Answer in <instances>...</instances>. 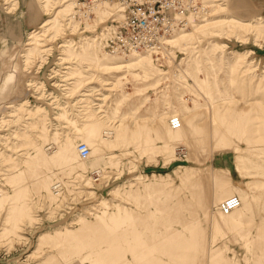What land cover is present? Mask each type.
Listing matches in <instances>:
<instances>
[{
    "label": "rangeland",
    "instance_id": "obj_1",
    "mask_svg": "<svg viewBox=\"0 0 264 264\" xmlns=\"http://www.w3.org/2000/svg\"><path fill=\"white\" fill-rule=\"evenodd\" d=\"M198 3L134 57L117 0H0V264H264V0Z\"/></svg>",
    "mask_w": 264,
    "mask_h": 264
},
{
    "label": "built area",
    "instance_id": "obj_2",
    "mask_svg": "<svg viewBox=\"0 0 264 264\" xmlns=\"http://www.w3.org/2000/svg\"><path fill=\"white\" fill-rule=\"evenodd\" d=\"M198 2L199 0H117L124 15L121 19H115L113 16L110 21H106V25L103 26L105 34L100 40L111 51L130 53L135 49H141L158 54L163 48L164 37L187 24L184 15L187 11H198L200 8ZM179 124L178 116H173L172 127L176 128ZM77 149L83 158L89 157L91 147L86 141L80 140ZM99 171L92 170L93 174L97 173L95 180L99 179ZM65 185L63 179H56L52 186L60 196ZM2 193L3 188L0 184V195ZM239 203V197L233 195L224 199L220 207L228 212Z\"/></svg>",
    "mask_w": 264,
    "mask_h": 264
},
{
    "label": "bare ground",
    "instance_id": "obj_3",
    "mask_svg": "<svg viewBox=\"0 0 264 264\" xmlns=\"http://www.w3.org/2000/svg\"><path fill=\"white\" fill-rule=\"evenodd\" d=\"M76 3V2H75ZM74 3V4H75ZM110 14L111 15H113V16H115V19H121L122 18V15H124V13H121V8H120V5H118V12L117 11H115V12H110ZM106 23V22H105ZM103 24V26L104 25H106V24ZM188 23L189 22H187V24L186 25H188ZM102 29H103V27H102ZM184 28H178L174 33H172V34H170V35H167L166 37H164V39L162 40L163 41V48H162V52H163V49L167 46L166 44H171V42H173L175 39H177L180 35H183L184 33H182V30H183ZM97 30V29H96ZM96 32V31H95ZM179 32V33H178ZM179 34L178 36H177V38L175 37L174 38V35L175 34ZM98 34V33H97ZM104 34H105V32L102 30V31H100L99 32V34L98 35H96L95 36V38H96V40H97V36L99 37V38H103L104 37ZM101 41V40H100ZM172 45V44H171ZM105 46V45H104ZM109 51H111L110 49H108ZM133 50V49H132ZM160 51V52H161ZM111 52H113V53H116V54H119V55H123V56H130V55H134V57H141L142 56V54H146V55H148V56H150V54L151 53H149V51H142L141 49H135V50H133V51H131L130 53L129 52H127V53H121V52H118V51H111ZM157 55H159V54H157ZM173 116H175V115H172L171 117H170V120H169V125H170V128L172 129V130H180L181 128H182V126H183V120H182V118L180 117V116H178V118H179V120H180V124H179V126L178 127H176V128H174V127H172V125H171V118L173 117ZM243 151L244 152H246L245 151V149H242L241 150V155L238 157V160H237V170L239 171V173L242 175V176H245V175H247L248 174V168H247V166H245L244 165V161L245 160H247V157H246V155L243 153ZM79 152V151H78ZM80 154V153H79ZM257 154V153H256ZM90 155H91V152H90ZM90 155H89V157H87V158H90ZM259 155V154H258ZM80 157L81 158H83L81 155H80ZM87 158H83L84 160L85 159H87ZM249 175V174H248ZM248 185H252V183L251 182H249L248 181ZM53 191V193L55 194V196H59V194L58 193H56L54 190H52ZM3 194V193H2ZM2 194L0 195V197L2 196ZM235 195V194H234ZM231 196H233V195H231ZM238 197H239V199H240V203H239V205H237L236 207H234L232 210H230V211H228V212H226V211H224V210H222L221 209V207L219 206V208H220V210H221V212L224 214V215H226V216H230V215H232V214H234L237 210H239V208L241 207V205H242V199H241V197L239 196V195H237ZM230 197V196H229ZM228 198V197H227ZM224 201V200H223ZM221 204V203H220Z\"/></svg>",
    "mask_w": 264,
    "mask_h": 264
}]
</instances>
